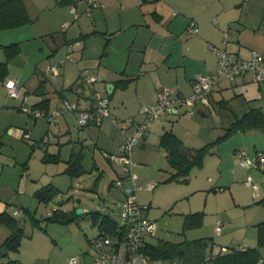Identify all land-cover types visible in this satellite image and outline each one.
<instances>
[{
  "label": "crops",
  "instance_id": "obj_1",
  "mask_svg": "<svg viewBox=\"0 0 264 264\" xmlns=\"http://www.w3.org/2000/svg\"><path fill=\"white\" fill-rule=\"evenodd\" d=\"M25 2L33 21L13 29L27 28L33 32L38 14H32L31 4L28 0ZM34 2L40 4L43 11L48 8L46 0ZM59 2L66 8L57 22L66 28L60 41L66 47L65 54L60 55L59 50L53 56L54 60L42 59L37 67L30 66L29 61L24 64L22 59L17 66L13 59H9L6 73L0 78V213L5 210H19L22 213L25 208L31 209L25 204L22 207L17 205L19 200L24 201L23 195L28 193L27 189H35V182L43 178L49 180L47 184L56 185L57 176H70L65 172L68 161L82 151L85 157L84 147L88 139L95 148L94 168H99L97 147L109 162L108 154L119 153L124 142L120 130L121 126H127L124 120L129 117L141 119V107L154 103L160 92H167L171 97L189 96L195 75L216 69L219 59L217 49L237 52L243 58L250 57L254 51L264 56V0H96L97 5L92 7H89V0ZM73 6L76 11L72 10ZM194 25L199 28L197 33L191 31ZM51 31L48 28L46 33ZM30 39H35L34 34L27 38ZM15 42L20 44V55L26 43ZM10 43L13 42L0 40V48ZM70 47L73 59L69 57ZM6 58V55L4 58L0 54V62ZM51 66H56L57 71H51ZM86 73L98 74L99 79L89 85L85 79ZM50 75L54 78L51 79ZM8 79H18L22 95H27L28 103L47 113L61 107L65 100L77 103L79 109L90 108L95 104L94 94L97 93L109 96L111 115L100 123L92 122L84 127L79 126L78 111L63 113L56 119L34 117L21 111L22 96L12 98L8 95L5 85ZM45 99L46 103L41 104ZM209 99V105L186 103L179 107L177 113H165L156 119L154 131L158 133L157 136L161 137L165 131L172 130L184 143L196 147L217 140L226 133L232 122L250 110L264 114V81L253 80L251 73L241 75L234 81L223 80L209 94ZM191 108L195 112L191 116L185 115V111ZM113 118L121 120L120 126ZM40 121L42 124H39ZM152 131L153 123L139 147L146 146ZM128 132H133L131 126ZM233 134L236 139L229 138ZM231 135L224 138L234 140L231 141L232 147L225 151L233 150L232 155L228 156L231 161L235 162L237 156L241 157V150L246 151L249 158L264 151V130L261 128L237 130ZM21 142L31 148L29 155L28 146ZM36 144L45 145L40 158L44 169L37 177L34 176L32 164ZM46 153L59 154V161L44 159ZM217 153L219 151L213 148L207 158ZM223 158L225 160V154ZM109 163L116 172V179L123 175L122 164ZM242 168L245 169L240 171L241 175L249 174L246 183L252 186L251 200L240 201L234 188L235 182L231 181V190L240 208L238 219L229 218L226 210L221 211L229 220L226 228H222L224 223L219 218L217 231L224 241H229L225 237H232L237 241L236 245L247 246L246 243H258L256 224L264 220V204L258 203L264 197V166H252L246 170L247 167L242 165ZM251 177L256 178L258 183L253 182ZM37 187L34 192L36 198V191L42 188ZM249 206L252 207L249 209ZM148 208L145 206V209ZM224 232L227 234L224 235ZM223 247L230 246L223 244ZM211 251L210 254H214L221 249L218 251L214 245ZM23 263L27 264L26 261Z\"/></svg>",
  "mask_w": 264,
  "mask_h": 264
},
{
  "label": "rangeland",
  "instance_id": "obj_2",
  "mask_svg": "<svg viewBox=\"0 0 264 264\" xmlns=\"http://www.w3.org/2000/svg\"><path fill=\"white\" fill-rule=\"evenodd\" d=\"M59 1L46 0L47 3L45 4H48V8L43 11L40 4L34 2V0H28L29 4H31L32 14H38V22L34 26L33 32L26 30L27 28H23L24 30L13 28L0 30L1 41H25L26 43V46H23L24 51L22 50L20 55L14 54L9 57L13 59V63H17V66L22 59L25 61L24 64L29 61L30 66L35 65L37 67L42 59L46 61L48 59L54 60L53 56L59 50L60 55L65 54L66 47L64 42L60 41L65 34L64 30L66 28L58 25L57 22L64 15L66 8ZM90 20H92L91 17ZM48 28L52 30L50 33H46ZM33 34L35 39L27 40ZM30 41H32L31 44ZM0 54H3L4 58L5 55L7 56L5 48H0ZM36 60L39 61L36 62ZM39 72L42 73L40 69ZM49 77L51 79L54 78L52 75ZM152 123L153 131L150 140L143 148L137 146L134 153V171L138 175V181L143 185L148 182L156 184L153 189H143L138 193L141 204L149 206L145 210L146 216L156 223L155 233L150 236L151 242L156 243L159 240H166L174 243H186L204 236L211 241L206 249L209 253L214 245L218 251L222 249L223 244L235 246L237 241L234 238L230 237L228 239V237H225L226 240H229L226 242L222 236L218 235L217 231L219 218L224 223L222 228H226V223L229 220L226 219L227 216L225 218L222 215L221 211L226 210L229 218L238 219L240 208L236 204L231 190L232 183L230 182H235L234 188L240 201L241 199L245 202L251 200L252 196V189L250 188L252 186L246 183L249 174H240V171L245 169L242 168L240 158L237 156L235 162L230 160L228 156L232 155V149L225 153L227 149L232 147L231 141L236 139L233 138L235 134L229 137L233 139L228 141L223 139L215 145L214 149L219 151V154L217 153V155L209 156L208 158L206 156L208 159L206 166L194 168L188 182H165L174 172V169L168 161L169 153L164 147L159 145L160 137L154 131L156 120L152 121ZM39 124H42L41 121ZM51 136L54 137L53 133H51ZM91 142L90 139L86 140V146L84 147L86 173L82 177L77 178L57 176L55 182L56 186L60 188V193L49 204L40 203L39 199L34 195L35 189L38 188L37 186L43 187L47 185L49 180L46 178L35 182L37 183L36 188L27 189L28 193L23 195L24 201L19 200V204L16 203L19 207H22L23 204L29 206L32 211H36L39 219L47 211L52 212L56 208H60L65 211L67 217L71 218V220L61 222L43 219L40 225H33L29 219H26L24 222L25 237L23 238L24 241L22 240L21 253L20 251L11 252L8 256L2 258L0 264H12L10 260L15 258L23 259L27 264H68L69 258L72 256L77 257L80 264L92 262L90 258L93 252L92 242L101 230L98 224H94L93 213L90 211H100L101 214H109L119 221L125 194L124 189L118 187L115 183L116 172L109 163L110 161L108 162L106 156L98 147L96 148V153L99 168H94L93 150L95 148L93 149ZM21 143L28 146L24 142ZM14 144L16 145L15 142ZM36 145L34 156H32V164L35 169L34 176L37 177L44 169V164L40 158L44 154L45 145ZM28 150L29 155L31 152L29 146ZM137 153H140V155ZM223 154H225V160ZM247 169L249 168L247 167ZM251 180L258 183L254 177H251ZM128 185L129 183L126 184V186ZM250 207L252 206H249V209ZM79 208H83L84 211L79 213ZM200 211L204 213V222H197V217H192L191 221L193 223L187 225L186 216ZM230 220L232 222V219ZM231 229L233 230V228ZM9 232L10 229L6 225L1 224L0 242L4 240ZM226 234L224 232V235ZM246 245L256 246L257 244L246 243ZM261 249L264 255V247Z\"/></svg>",
  "mask_w": 264,
  "mask_h": 264
},
{
  "label": "built area",
  "instance_id": "obj_3",
  "mask_svg": "<svg viewBox=\"0 0 264 264\" xmlns=\"http://www.w3.org/2000/svg\"><path fill=\"white\" fill-rule=\"evenodd\" d=\"M93 5H97L96 0H89V7ZM72 10L76 11V7L73 6ZM191 31L197 33L198 26L194 25ZM72 51L70 47V59H73ZM217 53L219 59L216 69L210 73L196 74L192 80V93L189 96L171 97L167 92H160L154 103L141 107L140 113L143 115L141 119L129 117L124 120L127 126L120 127L124 142L119 153H109L108 157L111 162L122 164L123 176L119 177L115 183L124 189L126 197L118 221L119 227L115 233H101L92 242L91 264H191L179 258L171 260L154 258L145 251L146 241L155 233L156 223L146 216L145 206L140 203L138 193L143 189H153L155 183L148 182L143 185L138 181L139 178L134 171V153L140 142L148 136L152 121L162 117L165 113H177L179 107L186 103L209 105V94L221 81H234L246 73H251L255 81H264V56L261 52L254 51L248 58H243L237 52L221 49H217ZM50 70L56 72L57 67L51 66ZM85 79L89 85H92L99 79V75L89 74ZM5 85L10 97L22 96L21 110L34 117L48 116L50 119H56L63 113L78 111L79 126L84 127L92 122L100 123L111 115L110 98L107 95L95 93V104L90 108L79 109L77 103L65 100L61 107L54 108L51 113H47L28 103L27 95H22L18 79H8ZM194 112L195 110L191 108L187 109L184 114L191 116ZM113 121L120 126V119L113 118ZM130 126L133 128L132 133H128L127 130ZM240 156L243 166H264V152L262 151L258 152L254 158H249L246 156V151L241 150ZM1 166L0 162V168ZM127 183H129L128 186H126ZM15 213L18 211L16 210ZM218 230H221L220 220ZM68 264L80 263L77 257L72 256ZM200 264L206 263L201 262Z\"/></svg>",
  "mask_w": 264,
  "mask_h": 264
},
{
  "label": "trees",
  "instance_id": "obj_4",
  "mask_svg": "<svg viewBox=\"0 0 264 264\" xmlns=\"http://www.w3.org/2000/svg\"><path fill=\"white\" fill-rule=\"evenodd\" d=\"M32 21L33 18L29 13L25 0H0V30L17 28ZM4 48L7 58L5 61L0 62V78L6 73L9 57L18 54L21 49L18 42L6 44ZM89 74L90 73H86L85 78ZM46 101L47 99L41 101V104L46 103ZM250 128H261L264 130L263 113L255 109L250 110L232 122L223 136L200 147L187 145L172 130L165 131L160 137L159 144L169 153L168 161L174 169V172H172L165 182H188L192 170L196 167L202 168L204 166L205 157L212 151L217 143L237 130H247ZM82 152L80 154L77 153L79 155H74L73 158L71 157L68 161L69 165L65 172L73 178L81 177L87 171L84 165V154ZM59 156V154L46 153L44 159L52 158L53 161H59ZM59 193L60 189L53 183L47 184L36 191L39 201L45 204H49ZM258 203L264 204V197L261 198ZM15 211L11 212L5 210L0 213V224H4L10 229V234L0 243V263L2 258L8 256L11 252L20 251L22 240L25 237L24 222L26 219H29L33 225H40L43 219L61 222H68L71 220V218L67 217L65 211L60 208H56L52 212L47 211L40 219L37 217L36 211H32L29 208H25L22 214L19 210H17L18 213H15ZM90 212L93 213L94 224L99 225L101 230L100 234L115 233L118 229L119 225L117 220L109 214H101L100 211ZM203 216L204 213L202 211L188 214L185 218L186 224L190 225L193 223L191 221L192 217H197V222L201 221L202 223L204 220ZM256 227L258 231V243L256 246H244L239 244L223 247L226 249L224 250L222 248L218 253L207 254L208 251L206 249L211 243L207 237L186 243H174L166 240H159L153 243L149 241V237L146 241L145 251L154 258L169 260L179 258L191 264H200L201 262L206 264H264V255L261 249L264 247V220L258 222ZM207 258H209V260ZM10 262L12 264H24L19 258L12 259Z\"/></svg>",
  "mask_w": 264,
  "mask_h": 264
},
{
  "label": "water",
  "instance_id": "obj_5",
  "mask_svg": "<svg viewBox=\"0 0 264 264\" xmlns=\"http://www.w3.org/2000/svg\"><path fill=\"white\" fill-rule=\"evenodd\" d=\"M83 211H84L83 208H79V209H78V212H79V213H81V212H83Z\"/></svg>",
  "mask_w": 264,
  "mask_h": 264
}]
</instances>
